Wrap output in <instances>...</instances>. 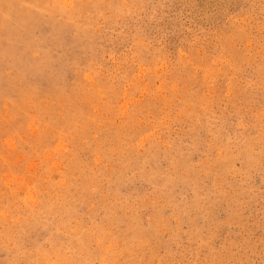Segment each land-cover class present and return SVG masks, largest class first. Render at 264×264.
I'll return each mask as SVG.
<instances>
[{
  "label": "rangeland",
  "instance_id": "1",
  "mask_svg": "<svg viewBox=\"0 0 264 264\" xmlns=\"http://www.w3.org/2000/svg\"><path fill=\"white\" fill-rule=\"evenodd\" d=\"M152 263L264 264V0H0V264Z\"/></svg>",
  "mask_w": 264,
  "mask_h": 264
},
{
  "label": "bare ground",
  "instance_id": "2",
  "mask_svg": "<svg viewBox=\"0 0 264 264\" xmlns=\"http://www.w3.org/2000/svg\"><path fill=\"white\" fill-rule=\"evenodd\" d=\"M79 3V2H78ZM59 7V6H58ZM97 7V6H96ZM36 21V20H35ZM256 25V24H255ZM96 29V28H95ZM123 33V32H122ZM230 46V45H229ZM34 52V51H33ZM200 52V51H199ZM207 54V53H206ZM252 54V53H251ZM203 57V56H202ZM235 58V57H234ZM230 60V59H229ZM167 63V62H166ZM259 67V66H258ZM182 70V69H181ZM234 73V72H233ZM185 74V73H184ZM203 78V77H202ZM232 86V85H231ZM128 87V86H127ZM222 87V86H221ZM180 95V94H179ZM140 97V96H139ZM202 97V96H201ZM145 101V100H144ZM41 102V101H40ZM39 102V103H40ZM216 108V107H215ZM150 114V113H149ZM133 117V116H132ZM10 123V122H9ZM137 123V122H136ZM151 124V123H150ZM165 127V126H164ZM159 129V128H158ZM126 132V131H125ZM183 133V132H182ZM261 141V140H260ZM245 143V142H244ZM247 145V144H246ZM249 145V144H248ZM149 147V146H148ZM214 150V149H213ZM250 154V153H249ZM217 157V156H216ZM58 162V161H57ZM205 163V162H204ZM251 163V162H250ZM249 165V164H248ZM47 168V167H46ZM204 174V173H202ZM187 176V175H186ZM219 179V178H218ZM49 188V187H48ZM64 189V188H63ZM71 194V193H70ZM68 201V200H67ZM37 203V202H36ZM57 205V204H56ZM241 205V204H240ZM111 206V205H110ZM53 207V206H52ZM53 211V210H52ZM122 211V210H121ZM152 216V215H151ZM27 218V217H26ZM71 220V219H70ZM72 225V224H71ZM81 225V224H80ZM159 226V225H157ZM100 232V231H99ZM89 233V232H88ZM107 237V236H106ZM218 237V236H217ZM94 239V238H93ZM5 241V240H4ZM211 242V241H210ZM234 244V243H233ZM135 245V244H134ZM142 246V245H141ZM83 247V246H82ZM85 247V246H84ZM143 252V251H142ZM14 255V254H13ZM220 256V255H219ZM155 261V260H154ZM149 262V261H148ZM187 262V261H186ZM153 264V263H152Z\"/></svg>",
  "mask_w": 264,
  "mask_h": 264
}]
</instances>
